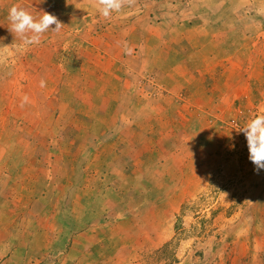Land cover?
I'll return each mask as SVG.
<instances>
[{"label": "rangeland", "instance_id": "obj_1", "mask_svg": "<svg viewBox=\"0 0 264 264\" xmlns=\"http://www.w3.org/2000/svg\"><path fill=\"white\" fill-rule=\"evenodd\" d=\"M69 60V56H65L60 63L68 65ZM8 73L2 72V75ZM96 74V71L80 72L77 80L85 82L84 87H61V84L49 87L54 90L53 97L63 95L67 99L76 93L80 97L78 103L69 104L68 111L61 108L62 98L56 101L49 96V111L57 112L58 128L64 131L56 132V128L47 126L44 134L26 136L14 130L18 132L13 138L17 141L15 144L8 139L5 141L10 136L0 132V176L16 175L19 181L22 166L15 165L14 148L19 140L28 144L32 139L36 147L28 152V158L35 161L38 180L34 179L35 186L29 189L37 193L48 191L54 218H57L56 201L65 198H57V195H73L74 190L80 189V196L94 197L96 206L101 203L99 198L112 195L115 202L98 207L96 224L104 221L107 208H117L114 214L118 215V205L125 203L129 219L138 217L140 226H144L140 234L144 232L145 236L157 238L150 247L140 248V255L144 256L140 264H248L254 252L259 253L264 264V252L254 239V226L261 230L264 226V214H261L264 169L255 170L249 160L246 137L239 131L249 119L259 115L257 106L244 107L238 113L235 105L234 108L231 105L227 112L219 113L205 105L199 94L194 92L191 96L189 90L181 87L157 86L151 78L150 86L146 87H141L135 79L126 86H118L116 83L121 81H116V76L120 72ZM74 75H78V71H60L58 82H73ZM164 76L166 74L160 72L157 78ZM172 80L177 82L180 78ZM167 81L162 79L160 83ZM97 110L112 115L97 118ZM175 112L179 119L180 115L185 116L180 119L182 124H176ZM140 113L157 116L144 119ZM19 119V116L9 119L11 128ZM1 121V127L7 125L6 122L1 125ZM205 129H210L211 133ZM80 181L82 184L78 185ZM3 186L6 184L2 183ZM22 189H25L24 184L17 182L16 191ZM66 200L72 203L71 198L63 201ZM18 213L24 215L25 210L21 208ZM85 220L83 215L82 223ZM135 223L131 222L130 226ZM55 227V231L45 230L46 237L33 236V245L20 231L13 233L18 236L14 241L17 245L9 243L0 248V264L9 259L14 249L18 251L19 263L23 264L31 248L33 255L27 264H73L72 256L78 251V262L91 264L95 259L96 264H106L110 252L119 249L114 240L121 228L116 230L113 226L111 232L109 226L92 225L93 235H83L84 245L72 250L71 245L65 247L69 239H59L56 235L59 226ZM78 229L77 234H82L83 230ZM111 235L113 238L108 241ZM85 246L88 251L83 252ZM128 259L129 262L123 259L120 263L130 264L132 255Z\"/></svg>", "mask_w": 264, "mask_h": 264}, {"label": "crops", "instance_id": "obj_2", "mask_svg": "<svg viewBox=\"0 0 264 264\" xmlns=\"http://www.w3.org/2000/svg\"><path fill=\"white\" fill-rule=\"evenodd\" d=\"M13 5L24 8L35 19H39L42 12L54 14L64 26L59 32L49 30L44 33L40 44L21 48L20 39L9 30L8 12ZM51 27L55 28V25ZM65 56L70 58L68 65L60 63ZM65 69L78 71V75L73 76L76 80L58 82V72ZM6 71L8 75H2ZM95 71L96 75L100 71L120 72L119 76L115 75L116 81H121L116 83L118 86H126L131 79H135L141 87H146L150 86L151 78L157 86L181 87L189 90L191 96L196 92L205 105L219 113H225L231 105L233 108L235 105L238 113L244 107L257 106L259 115L264 114V0H134L131 6L125 5L119 13L114 12L108 18L100 14L96 0L0 1V120L1 125L4 122L7 124L0 126V132L10 136L5 141L8 139L13 144L17 143L13 138L18 132L26 136L44 134L47 126L56 128V132L64 131V128H58L60 117L57 112L49 111V96L56 101L62 98L61 108L68 111L69 104L78 103L80 97L77 93L67 99L63 95L53 97V86L84 87L85 82L77 80L80 79V72ZM160 72L166 76L157 78ZM174 78L180 80L174 82ZM162 79L168 81L162 84ZM25 95L29 100L21 107ZM242 102L246 104L242 106ZM105 114L112 115L109 112ZM105 114L97 110L95 116L104 118ZM18 116L19 121H15L17 123L11 128L9 119ZM156 116L140 113L144 119H155ZM173 117L176 124H182L180 119L185 118L180 115L179 119L177 112ZM176 126L179 128V125ZM205 131L211 133L210 129ZM19 142L24 143L25 140ZM20 143L13 154L18 158L15 165L22 166L19 181L16 175L11 178L0 176V186L6 184L0 187V248L9 243L17 245L14 241L18 236L12 235L17 231L24 239L32 240L33 245V236L36 239L46 237V229L51 232L59 226L56 235L59 239L68 238L65 247L71 245L73 250L77 245H84L83 235H93L94 230L90 226H109L111 232L114 226L116 230L121 228L114 240H117L119 249L110 252L106 264H118L123 259L129 262L130 255L133 257L130 264H140V260L144 262L140 248L150 247L157 238L145 236L144 232L140 234L144 226H140L138 217L129 219L125 203L118 205V215L114 214L117 208H107L104 221L96 224L98 207L115 202L116 198L112 195L99 198L101 203L97 206L94 197L80 196V189L74 190L73 195H57V198H65L56 201L57 218H54L48 191L37 193L29 189L35 186L34 179L38 180L33 165L35 161L28 158V152L34 150L36 143L32 139L23 146ZM86 180H89L88 177ZM17 182L24 184L25 189L16 191ZM122 193L126 195V192ZM49 198H52L51 194ZM70 198L72 203L63 201ZM21 208L25 210L24 215L18 213ZM261 214L263 216L264 208ZM83 215L87 220L82 223ZM134 221L135 226H130ZM258 223L261 225V221ZM78 228L83 230L82 234H77ZM254 231V239L264 252V226L262 230L254 226ZM112 238V235L108 237V241ZM24 246H27L26 242ZM86 247L82 248L83 252L88 251ZM29 251L28 258L24 255L23 264H27L33 255L32 248ZM17 252L16 249L11 251L5 263L14 261V264H21ZM40 253L46 254L43 251ZM79 254L78 251L72 256L73 264H84L77 261ZM252 256L248 264H263L259 253L254 252ZM97 261L94 259L91 264Z\"/></svg>", "mask_w": 264, "mask_h": 264}, {"label": "clouds", "instance_id": "obj_3", "mask_svg": "<svg viewBox=\"0 0 264 264\" xmlns=\"http://www.w3.org/2000/svg\"><path fill=\"white\" fill-rule=\"evenodd\" d=\"M134 0H96L100 14L108 18L112 13H119L125 5L131 6ZM39 19H35L31 13L24 8L13 5L8 12L10 31L20 39V47L38 45L44 33L52 30L59 32L64 26L54 14L42 12ZM55 25V28L51 26ZM41 81V86H43ZM28 96L22 98L21 107L28 103ZM247 140L249 160L254 164L255 170L259 172L264 169V114L256 115L249 119L239 129Z\"/></svg>", "mask_w": 264, "mask_h": 264}]
</instances>
